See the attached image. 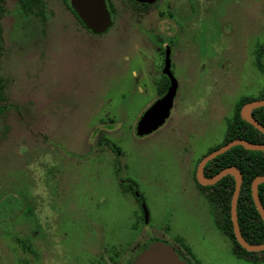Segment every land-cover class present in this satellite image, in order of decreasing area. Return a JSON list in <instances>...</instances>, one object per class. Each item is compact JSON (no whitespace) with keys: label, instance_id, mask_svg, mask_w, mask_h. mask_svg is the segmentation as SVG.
<instances>
[{"label":"rangeland","instance_id":"rangeland-1","mask_svg":"<svg viewBox=\"0 0 264 264\" xmlns=\"http://www.w3.org/2000/svg\"><path fill=\"white\" fill-rule=\"evenodd\" d=\"M109 1L116 27L96 35L62 0H41L30 17L5 0L0 264H126L155 242L187 247V264H263L234 255L195 171L225 142L238 102L264 98V0H174L187 20L171 54L177 91L164 124L142 137L162 59L124 25L126 0Z\"/></svg>","mask_w":264,"mask_h":264},{"label":"trees","instance_id":"trees-1","mask_svg":"<svg viewBox=\"0 0 264 264\" xmlns=\"http://www.w3.org/2000/svg\"><path fill=\"white\" fill-rule=\"evenodd\" d=\"M62 2L72 15L78 19L77 14L70 7L69 0H62ZM4 3L5 0H0V19H2L4 14ZM16 4L18 5L20 14L26 17L39 16L42 14L39 8L42 4L41 0H16ZM81 25L84 29L88 30L82 23ZM1 33L0 26V36ZM255 62L260 73L264 75V44L256 48ZM163 92V90L160 91L161 94ZM0 99H4L1 89ZM250 101L253 100L244 98L236 105L234 116L227 123L226 138L223 145L234 139H243L250 143L264 142V135L240 117L241 107ZM252 116L264 126V107L254 109L252 111ZM231 166L236 167L243 177L236 206V216L240 233L247 243L261 244L264 242V224L254 206L250 186L252 180L256 176L264 175V151H249L243 149L241 146L233 147L209 161L204 167V176L211 177L222 169ZM196 185L201 192L208 193L216 215V226L232 241V251L234 255L239 259H249L254 262L262 261L264 264V251L258 253L247 252L241 248L235 240L230 218V203L235 186L234 179L231 176H225L211 186H201L197 182ZM258 197L264 209V184L258 186ZM145 248H147V246L142 249ZM184 249L187 251L188 255L191 256L189 249L187 247H184ZM139 251L141 250H138L137 253H139ZM135 255L136 252L132 253L126 260V264H130Z\"/></svg>","mask_w":264,"mask_h":264},{"label":"water","instance_id":"water-1","mask_svg":"<svg viewBox=\"0 0 264 264\" xmlns=\"http://www.w3.org/2000/svg\"><path fill=\"white\" fill-rule=\"evenodd\" d=\"M137 1L153 3L156 0ZM69 4L77 14L78 18L82 21L83 25L95 34H103L109 28L111 23L110 14L104 0H69ZM163 73L167 75L170 80L169 89L162 98L153 103L140 117L135 128L137 136L142 137L151 134L162 126L165 120L169 117L170 110L173 105V99L177 91V82L170 72V59L168 53H166ZM260 107H264V99L250 101L241 107L240 117L264 135V126L256 121L252 116V111ZM236 146H241L243 149L249 151H264V142L250 143L243 139L231 140L201 158L196 167L195 177L197 183L201 186L214 185L225 176H231L234 179L235 186L230 203V218L233 234L236 242L241 248L247 252L258 253L264 251V242L261 244L247 243L240 233L237 221L236 206L243 181L241 172L236 167L231 166L222 169L211 177L204 176V167L209 161ZM261 184H264V175L256 176L252 180L250 190L254 206L264 224V209L258 197V186ZM140 203L142 205L144 217L147 219L148 213L142 199H140ZM130 264L187 263L179 258L174 248L169 244L155 242L151 243L147 246V248L139 252Z\"/></svg>","mask_w":264,"mask_h":264},{"label":"flooded vegetation","instance_id":"flooded-vegetation-1","mask_svg":"<svg viewBox=\"0 0 264 264\" xmlns=\"http://www.w3.org/2000/svg\"><path fill=\"white\" fill-rule=\"evenodd\" d=\"M104 1H105L107 10L110 14L111 23H110L109 28L107 29V30H109L111 28L116 27L117 20H115V19H117V17L114 16V7H113V4L111 3V1H109V0H104ZM175 1L173 0L171 2V4L169 6H167L166 14H163V11H157L156 16L154 15L151 17H150V15L152 14V8L156 7L158 0H156L153 3H147L146 1H137V0H126L125 1L126 5H127L126 9L129 13V15H128L127 20L124 22V25L131 26V31L133 33H135L137 35V37L140 39L144 49L150 50V52H153V55L158 56L162 59V62L159 66V72H161V76H157V79L150 80V82L156 83L157 100H159L160 98H162L166 94V92L168 91L169 86H170V80H169L168 76L163 73L166 53H168V55H169L170 72L172 74V71H171V65H172L171 54L174 50V41L177 39V35H178L181 27H183L187 21L185 19H182L183 16L181 18L179 16H177L178 15L177 9H176V7H174ZM184 1L186 2V0H184ZM184 1H183V4H185L184 7L188 8L187 6H189V5H187ZM187 11H188V9H187ZM74 18L76 19L75 16H74ZM76 21L81 25L82 21L79 18L76 19ZM134 25H136V26H134ZM0 26H1V19H0ZM90 31L91 30L88 29L89 33L92 32V31L91 32ZM92 34H95V33L92 32ZM96 35H98V34H96ZM128 59L129 58H127L125 55L123 57V62L125 63L126 60L128 61ZM154 60H155L154 57H152L151 60H148V64H151V66L153 65V67H155L156 63L158 65V62H155ZM154 69L151 71L155 72ZM147 75L150 76L149 71L147 72ZM172 76H173V74H172ZM162 90L164 92L161 94L160 91H162ZM173 101H174V99H173ZM172 107H173V105H172ZM172 247L174 248L175 252L178 254L180 259L184 260V258H183L184 256L188 257L187 251L185 249H183L179 244L172 246Z\"/></svg>","mask_w":264,"mask_h":264}]
</instances>
